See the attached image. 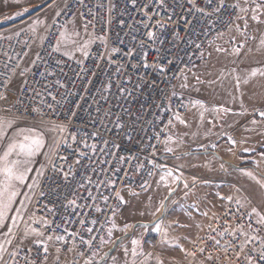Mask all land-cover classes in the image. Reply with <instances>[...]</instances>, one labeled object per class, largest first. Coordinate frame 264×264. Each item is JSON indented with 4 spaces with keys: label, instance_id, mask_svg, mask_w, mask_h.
I'll use <instances>...</instances> for the list:
<instances>
[{
    "label": "snow or ice",
    "instance_id": "snow-or-ice-1",
    "mask_svg": "<svg viewBox=\"0 0 264 264\" xmlns=\"http://www.w3.org/2000/svg\"><path fill=\"white\" fill-rule=\"evenodd\" d=\"M129 4L143 18L137 19L133 14L127 25L128 30H124L125 21L120 19L121 28L112 37L109 35L112 24L110 17L117 14L119 0H107L106 3L100 0L94 5L96 11L84 0H41L32 7L45 17L49 11L54 14L50 23L46 22V18L41 19L39 14L31 21L28 30L31 39L38 42V47L27 65L22 62L31 49L21 48L17 51L13 36L0 35V41L8 42L6 45L0 43V264H48L53 249L57 254L56 264H59L62 250L79 257L72 264H150L153 255L144 251L143 244H151L149 237L152 234H155L152 239L159 237L162 246L180 248L186 257L193 260L198 254L208 252L199 264L213 260L218 262L220 257L215 255L216 252L223 253L226 264H264V208L243 195L242 189L235 184L230 185L233 194L228 196L220 195L219 189L223 184L215 185L214 195L222 208L219 213L209 215V211L201 209L206 198H198V202L191 204L174 200L178 189L183 190L187 198L198 185L208 186L210 181L192 175L189 182L183 170L185 167H198L191 162L171 167L157 162L158 144L161 143L165 155L172 154L176 160H180L183 154L176 155V149L182 140L166 135L161 141L159 133L155 135L157 144L150 140H138L134 133L145 118L127 106L136 90L149 84L146 77L150 74L159 75L168 84L175 80L182 92H199L200 85H215L216 81L202 80L196 74L193 53L179 49L180 42L185 38L174 29L183 22L184 31L198 38L200 34L207 36L216 25L225 24L229 31L235 25L237 32L243 30L246 34L250 22L264 25V0H149L143 7H138V0H124V10L118 13L119 16L130 11ZM149 8L151 14L146 11ZM29 11L28 7H24L17 15L23 16ZM77 14L82 21L80 27L74 22ZM225 16L228 17L227 21L224 20ZM60 17L65 18L63 22ZM105 19L109 27H101L98 31L102 34H98L96 25ZM39 28H43V32L38 31ZM90 28L92 31H89ZM22 31L14 35L19 37ZM168 35H171V40ZM223 35V32H217V37ZM23 44L28 45L29 41L25 40ZM93 44L102 47L103 51L92 49ZM121 45H127V51ZM187 45H194L196 50L202 46L190 37ZM243 46L241 43L236 48L237 55ZM180 51H184V56L180 55ZM217 51L225 50L220 48ZM93 55L99 58L94 60L97 67L100 59L114 66L108 81L95 93L89 91L92 80L87 77L89 69L84 66V60ZM125 56L135 60L130 63V70L136 76L134 83L133 76L126 68L128 62L123 59ZM68 61H75L79 67L75 73L76 79L87 81L80 85L84 92H74L68 87V74L65 71ZM258 73L264 75V70L254 68L243 80L236 76V91L240 92L241 85H246ZM17 77L21 82L17 95L9 103L11 84ZM190 78L195 82L190 84ZM71 83L75 85V80ZM149 86L158 87L155 80ZM113 87L115 94L112 93ZM171 87V93H164L169 105L177 95L176 84H171ZM85 93L92 96L85 111L94 130L84 131L81 135L79 129L71 130V124L78 115L77 109L83 107L80 101L87 98ZM228 95L232 96V92L229 91ZM45 97H49L50 102ZM232 99L235 101L237 97L232 96ZM37 100L40 103H35ZM112 100H115V104L111 103ZM189 104L199 109L201 122L206 113L214 114L213 119L208 121L213 128L216 123L223 127V121L229 114L252 115L253 118L242 126L244 133L261 136L262 140L257 143L264 147V108L253 107L249 112L241 103L242 111L237 112L224 104L210 105L200 99H190ZM155 107L160 111H172L163 101ZM177 107L186 108L187 105L181 102ZM59 109L64 110L63 119H51ZM144 110L142 107L141 111ZM256 116L260 119H256ZM29 119L31 123H28ZM173 119L187 126L178 113ZM171 123L172 120H169ZM207 133H212V128L207 129L205 135ZM226 135L221 132L218 139ZM89 140L92 142L89 143ZM251 140V135H242L239 141L228 135L227 143L232 146L228 151L237 155L243 163L246 159L244 154L251 157L257 153L256 147L243 146ZM238 144V152H234L233 148ZM217 146V142H210L199 148L203 149L205 155L211 148V159L216 160ZM258 155L264 160V151ZM193 156L195 158V154ZM252 163L256 161L252 160ZM204 166L210 167V162ZM219 169L226 174L231 169L264 188V181L240 165L221 159ZM157 176V188L166 189L167 195L157 202L154 210L146 205L149 208L147 215L152 219L132 223L125 220L122 226L119 225L117 220L123 216L122 207L128 204L121 192L127 189L131 196L138 197L141 192L147 193L151 189L152 178ZM137 177L140 179L137 180ZM137 188L139 191L134 190ZM148 199L151 202L152 197ZM212 207H215L214 203ZM177 208L189 219L193 213H199L209 220L207 225H195L204 235L190 241L193 250L184 249L177 243V238L169 235V229L189 227L178 221L165 222L166 217L175 213ZM145 215V212L140 213L141 217ZM137 229L143 231L131 236ZM117 232L122 235H115ZM125 241H130V246ZM208 244L212 245L211 250ZM156 264H160L158 258Z\"/></svg>",
    "mask_w": 264,
    "mask_h": 264
},
{
    "label": "rangeland",
    "instance_id": "rangeland-1",
    "mask_svg": "<svg viewBox=\"0 0 264 264\" xmlns=\"http://www.w3.org/2000/svg\"><path fill=\"white\" fill-rule=\"evenodd\" d=\"M26 1L28 3L27 7L30 9L28 13L23 16H19L17 15V12L0 17V35L8 36L21 29H29L31 21L36 19L38 14L41 19L46 18V22H51V17L54 14L53 12L49 11L47 13V17H45V14L38 13V10L32 7L33 5L39 4L41 0ZM74 22L77 27H80L82 24L81 19L78 17L74 19ZM71 26V24L68 25L69 28H71ZM38 31L43 32V28H39ZM232 37L235 39L231 40L230 38ZM262 41H264V25H257L250 22V27L247 29L246 34L243 30L241 32H237L234 25L231 31L222 37H218L214 40V42H212L207 54L196 64L194 71L201 77L202 80H214L216 81V84L210 86L200 85L199 92L190 90L182 92L179 85L177 87V91L182 94L188 107L187 117L184 119L187 122V126L181 124L180 128L178 127V121L173 120L172 122L174 129L173 135H175V139L179 138L182 140V143L180 144H183L185 147L195 146L199 148L200 145H208L210 142H217L218 146L215 149V154L217 152L225 151L232 155V152L228 151L229 147L232 146L227 143V136L230 135L239 141L242 135H251L252 140L243 146H254L257 150L264 148L257 143V141L262 140L261 136L254 133H244L242 126L253 118L252 115L239 116L229 114L223 121V127H221L220 123H216V126L213 128L212 124H209L208 121L213 119L214 114L206 113L203 122H201L199 109L192 108L189 104L190 99H200L210 105L224 104L225 106L232 107L237 112L242 111L240 107L241 103H243L244 108L248 109L249 112H251L253 107L264 108V75H260L258 73L255 77H251L246 85H241L240 92H237L235 89L236 76H239L241 80H243V78L248 76L254 68L264 70V43H262ZM241 43L244 46L240 48V52L237 55L236 48L239 47ZM37 47L38 42L35 41L29 52V56L26 57L23 62L25 65L30 63L31 59L34 58ZM220 48L225 51H217V49ZM233 69H235V71H233ZM20 82L21 81L18 77L13 79L9 103H11L12 99L17 95V88ZM194 82L195 81L193 79H189L190 84ZM229 91L232 92V96L237 97L235 101H233L232 96L228 95ZM241 93H243V95H241ZM255 118L260 119L258 116ZM228 125H233V127H228ZM209 128H212V133H207V135H205L206 130ZM257 131H259V127H257ZM221 132L226 133L227 135L218 139V134ZM239 147L240 146L238 144L235 148H233V151H238ZM199 150L203 151V149L200 148ZM211 154L212 149L209 148L208 155L211 156ZM252 160H255L256 163L253 164ZM231 164L240 165L241 167L253 171L257 179L264 181V160H262L259 155L252 158H246L243 163L241 160L235 158ZM241 176L242 177L238 179L237 182L257 205L264 208V188H262L260 184L256 183L254 180L249 179L247 176ZM123 196L125 200L128 201V204L122 207L123 216L118 217V224L122 226L125 220L129 223L136 220L146 222V218H148L147 211L149 210L146 205H151L147 194L144 193L141 196L136 197L131 196L129 191H127L123 193ZM191 203L192 202H190V204ZM141 212H145L146 215L141 217ZM142 231V229H137L131 234H134L132 236H137ZM115 235L119 236L122 235V233L117 232ZM153 236H155V234H152L149 237L151 244H143L144 251L146 253L151 252L153 255V259L150 261V264H156L157 258L159 259L160 264H168L164 254L165 247H157L154 245L158 237L152 239ZM125 243L130 246V241H125ZM113 255H117V253H113ZM56 256L57 254H55V258ZM195 263L199 264L197 261H195Z\"/></svg>",
    "mask_w": 264,
    "mask_h": 264
},
{
    "label": "built area",
    "instance_id": "built-area-1",
    "mask_svg": "<svg viewBox=\"0 0 264 264\" xmlns=\"http://www.w3.org/2000/svg\"><path fill=\"white\" fill-rule=\"evenodd\" d=\"M84 2H85V4H88L90 7H93V11H96L94 5L97 3H100V0H84ZM106 2H107V0H105V3ZM113 2H115V0H113ZM148 2H149V0H138V7H143V5L148 3ZM181 2H183V0H181ZM119 3H120V7L117 9V14H113L110 17V19L112 20V24L110 25L111 31H110L109 35L112 37H114L116 34V31L121 28V25L119 23L120 19H123L125 21V24L123 26L124 30H128L127 25H128V23L131 22L133 14L135 15V17L137 19L143 18L141 13L135 9H132V6L130 4L128 5V8L130 11L125 13L123 16H119L118 13L123 12V10H124V0H119ZM75 7H76V5L73 4V8H75ZM82 10L86 11V9H82ZM146 11H149V13L151 14V8L146 9ZM104 15H105V17L108 16V14L106 12L104 13ZM163 15H164V13L161 12V16H163ZM77 17L80 18L78 14L76 15L75 18H77ZM59 19L61 20V22H63L65 18L60 17ZM88 19H91V17H88ZM224 20L227 21L228 17L225 16ZM101 27H105V28L109 27L106 19L101 20L100 23H97V25H96L97 31ZM23 30L24 31L21 32V35L19 37H16L14 35V33L10 34L11 36H13L14 47L16 48L17 51H19L21 48H25L26 50L29 48L31 49L35 43V41H33L31 39V35H30L29 30L28 29H23ZM174 30L176 32H178L182 37L185 38L183 41L180 42L179 49L180 50L186 49L189 53H193L192 59H193V63H195V64H197L203 57H205V55L207 54L208 49H209L210 45L212 44V42H214V40L218 38L217 37L218 31L223 32L224 35L229 32V30L225 24H219V25H216L215 29L212 30L207 36L200 34L199 37L197 38L196 35H191L190 33H186L184 31L183 22H180ZM18 31H20V30H18ZM89 31H92V29L90 28ZM98 34H102V33H99V31H98ZM121 35H123V32H121ZM189 37L192 40H194L196 43H199L202 45L199 50H196L194 45H187V39ZM168 39L169 40L172 39L171 35H168ZM25 40L29 41L28 45L23 44V41H25ZM16 41H20L21 43H15ZM0 43H4L6 45L8 42L7 41H0ZM120 47L123 48L124 51H127V45H121ZM92 49H94L96 51H103V48L102 47L98 48L97 44H93ZM40 50L42 51L43 49H40ZM180 55L184 56V51H180ZM96 59H99V58L95 57L93 55L92 57L84 60V66L87 69H89V71L87 72V77L92 80V84L89 85V91L92 93H95L97 91V89L102 84L106 83L109 79V73L114 71V66L109 64L107 62V60H104V59L99 60V67H97L96 63H94V60H96ZM123 59L128 62V63H126V68L129 69V75L133 76V83H134L136 81V76L130 70V63L135 62V60H134V58H129L126 56L123 57ZM149 59H151V57H149ZM185 59H186V57H185ZM65 60H67V58H65ZM67 64H68V66L65 67V71L68 74V76L66 78L68 81V87L70 89H72L74 92H84V89L80 85L82 83H86L87 81L82 82L80 80H77L75 77V73L79 71V67L76 65L75 61H68ZM145 71H148V70H145ZM93 73H95V75H93ZM169 76H171V73H169ZM146 79H148L149 84L151 83L152 80H155L158 87H151V86H149V84L143 85L142 89L136 90L134 97L129 98V104L127 106L130 107L131 109H133L134 111L140 112V114L145 118L142 125L141 124L137 125L138 131L134 133V135L137 137V139L138 140L143 139L146 142L150 140L151 143L157 144L158 142L155 139V135L159 133L160 134V140L162 141L164 139V137L168 134L170 126L172 124V123L169 124V120H172V122H173V120H174L173 117L177 113L183 119H185L187 117L188 107H186V108L185 107H179V108L177 107L178 103L182 102L184 105H187V102L183 98L182 94L177 91L178 83L175 80L171 81V84H176L175 91H176L177 95H176V97L172 98L171 104L169 105L168 101L165 100L164 93L165 92L171 93V91H172L171 84L166 83L157 74H150L149 76L146 77ZM73 80H75V85H73V83H71V81H73ZM128 87H129V90H131V87H132L131 84H129ZM115 92H116V89H115V87H113L112 93L115 94ZM85 95L87 98L85 100L80 101V103L82 104L83 107L80 109H77L78 115L72 121V124H71V130L77 131L79 129L81 135H83L84 131L91 132L94 130L92 128L91 122L88 119V113L85 111V109L88 108L89 103H91V101H92V96L88 95L87 93H85ZM181 97H182V100H181ZM45 99L49 100V102H50L49 97H45ZM97 99H98V96H97ZM162 101L164 102L166 107L170 106L172 108L171 112L160 111L159 109H157L155 107V105L160 104ZM35 103H40V101L37 100ZM111 103L115 104V100H112ZM0 106H2V105H0ZM73 107H75V105H73ZM105 107H107V105ZM142 107H143V109H145L144 111H141ZM149 108L151 109L150 111L148 110ZM64 115H65L64 110L59 109L57 111V113H54L51 116V119L62 120ZM156 116H158L159 118L156 119ZM125 119H127V117H125ZM154 120H155V123H153ZM28 122H31V120L29 119ZM85 125H86V127H85ZM165 126H167V127H165ZM162 129H163V132H161ZM88 142L91 143L92 141L89 140ZM162 146H163L162 143L158 144V155H157L156 159H157V162H159V163H164L162 161V157H161ZM125 147H127V142H125ZM148 151H151V149H148ZM125 167H127V165H125ZM121 174H123V173H121ZM184 175L187 177L192 176V175L187 174L185 172H184ZM139 179L140 178L137 177V180H139ZM212 184H215V183L212 182ZM216 184H223L224 185L223 187H221L219 189L220 195L228 196V195L233 194V188L230 187V185L235 184V183H232V182H216ZM235 185L242 189L243 195L249 197V195L245 192V190H243V188L241 186H239L237 184H235ZM117 187H120V186L117 185ZM134 190L139 191L138 188L134 189ZM127 191L128 190L125 189L121 192V194L123 195V193L127 192ZM205 205H207L206 200H205L204 204H201V209L204 211H209V215H211L212 212H214V211H212V209L208 205L207 206H205ZM221 211H222V209H220L216 213H219ZM203 220H204L203 225H207L209 223V220L207 217H204ZM213 225L215 226V222H213ZM203 235H204V232L201 231L199 236H203ZM196 238L194 239V241L196 240ZM197 246H199V242H197ZM207 247H208V249L211 250L212 245L208 244ZM188 250H193V244L192 243L188 246ZM207 255H208V252H205L204 254H198L196 256L194 262L195 261L199 262L201 260H204V257ZM215 255L220 257V260L218 262L215 260L205 261V264H226V262L223 258L222 252H216ZM51 258H52V254L49 258V262L51 261ZM78 259H79V257L75 256L74 253L67 252L66 250H62L61 253L59 254V264H72L73 261L78 260ZM51 264H56V259L54 261H52ZM81 264H82V262H81Z\"/></svg>",
    "mask_w": 264,
    "mask_h": 264
},
{
    "label": "crops",
    "instance_id": "crops-1",
    "mask_svg": "<svg viewBox=\"0 0 264 264\" xmlns=\"http://www.w3.org/2000/svg\"><path fill=\"white\" fill-rule=\"evenodd\" d=\"M27 5L28 3L26 0H0V17L17 13L21 11L24 7H27ZM180 125L181 124L178 122V127H180ZM173 130L174 129L171 124L167 135H171L175 139V135H173ZM163 147L164 146H162V152H161L162 161L166 163L168 166L171 167L178 164L187 165L189 162H191L192 164L198 165V167L196 168L185 167L183 171L190 175L202 176L210 181L208 186L198 185L195 189H193V191L189 192L187 198L184 197V191L178 189L173 199L178 200L179 203L190 204V202L192 203L197 202L198 198L201 199L206 198L205 200L207 202V205L212 209V211L217 212L222 208L220 207L221 202L217 200V198L214 195L216 192V188H215L216 182H232L240 186L237 180L240 179L242 176L238 172H233L231 169H229V173L226 174L219 169V163L221 159L231 164L233 163L235 158L241 160L237 155H233V154L230 155L225 151H221L216 153L218 159L212 160L211 159L212 154L211 156L208 154L205 155L203 154V151L200 150L197 151L199 149L198 147L195 146L185 147L183 144H180V146L176 149V155H181V154L183 155L180 160H176L175 156H173L172 154L165 155V153L163 152ZM193 154H195V158ZM244 155H248V154H244ZM209 162H210V167H205L204 165L208 164ZM187 178L190 182L191 177H187ZM156 179H158V176L152 178V187L146 193L148 198L149 196L152 197L151 205H150L152 210H154L157 202L163 196L167 195L166 189L162 187L157 188V185L155 183ZM212 182H214L215 184H212ZM181 189H182V185H181ZM142 194H144V192H141L139 196H141ZM213 203L215 204V207H212ZM203 218L204 217L201 216L199 213H193V217L189 219L183 213H180L179 208H177V211L175 213H172L166 217L165 222L168 223L171 221H178L180 224L189 225V227H174L173 229H169V235L171 237L177 238V243L180 244L184 249L188 250V246L191 244L190 241H194V239L201 233V231H199L195 225L197 223L203 225L204 222ZM151 219L152 217L148 215L146 221ZM132 235L134 234H131V236ZM185 237H187L188 239H185ZM154 245H156L157 247H162V245L159 243V237L156 239ZM164 247H165L164 254L166 256V261H168L167 262L168 264H196L191 257H186L184 252L180 251V248L171 249L167 245H164ZM55 254L56 252L53 249L52 258L48 264H51V262L56 259Z\"/></svg>",
    "mask_w": 264,
    "mask_h": 264
},
{
    "label": "trees",
    "instance_id": "trees-1",
    "mask_svg": "<svg viewBox=\"0 0 264 264\" xmlns=\"http://www.w3.org/2000/svg\"><path fill=\"white\" fill-rule=\"evenodd\" d=\"M260 151H264V148H262V149H258V150H257V153L252 154L251 157H248V155H245V158H252V157L258 155V153H259Z\"/></svg>",
    "mask_w": 264,
    "mask_h": 264
}]
</instances>
